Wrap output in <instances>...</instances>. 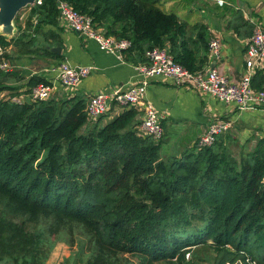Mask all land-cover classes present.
I'll use <instances>...</instances> for the list:
<instances>
[{"label":"trees","instance_id":"trees-1","mask_svg":"<svg viewBox=\"0 0 264 264\" xmlns=\"http://www.w3.org/2000/svg\"><path fill=\"white\" fill-rule=\"evenodd\" d=\"M57 1L32 6L27 28L32 16L34 30L56 25ZM63 1L106 35L130 39L124 52L144 55L167 41L175 62L190 71L200 67L179 39L184 31L176 13L160 9L157 0ZM227 28L249 37L254 25L234 10ZM11 40L0 35V46ZM5 75L0 71V93L14 89ZM40 83L48 82L34 76L28 86ZM137 114L125 107L100 125L101 118L89 123L80 96L0 100L1 259L43 264V248L64 232L72 241L74 233L82 238L79 262L72 264H130L124 254L150 264H264V137L238 156L217 138L163 160L160 139L137 134ZM196 248L211 249L212 256L200 259Z\"/></svg>","mask_w":264,"mask_h":264},{"label":"crops","instance_id":"crops-1","mask_svg":"<svg viewBox=\"0 0 264 264\" xmlns=\"http://www.w3.org/2000/svg\"><path fill=\"white\" fill-rule=\"evenodd\" d=\"M157 1L162 4L158 6L163 11H175L184 31L179 39L185 41L195 53V63L200 66L196 70L217 68L231 82L239 81L249 72L245 65V49L250 36L239 37L233 29L227 28V21L235 10L249 23L264 29V0H197L191 1L188 7L185 5L187 0ZM28 17L29 13L24 29L20 30V26L15 25L13 41L6 47L5 55L11 68L5 71L4 80L5 84L14 87L13 90L2 91L6 96L15 92L25 94L30 88L29 79L38 76L53 84L50 98L59 100L76 95L83 97L87 103L89 97L101 89L127 86L134 79V66L147 62H142L146 59L143 54L132 50L123 51L121 58H118L100 49L96 41L79 36L59 18L56 25H42L37 31L34 30L36 18L32 16L31 26L27 28ZM18 36V40L14 41ZM215 36L221 42V51L218 58H211L208 43ZM56 43L61 46L60 57L52 58L43 48L51 51ZM165 45L169 47L167 41ZM61 60L71 65L90 66L92 70L74 89H66L55 81L54 73L49 70ZM251 85L254 89H264V61L251 72ZM145 99L159 112L163 130L159 155L163 160L179 157L187 148L197 145L199 136L218 120L232 122L231 128L218 138H223L228 150L229 147L239 146L237 155L249 150L258 138L264 137V109L240 111L233 104L221 102L185 85H176L169 78L159 76L152 79ZM124 108L114 105L107 114L99 117L101 119L89 118V123L99 119V124L103 125ZM136 110L137 119L141 121L142 109Z\"/></svg>","mask_w":264,"mask_h":264},{"label":"built area","instance_id":"built-area-1","mask_svg":"<svg viewBox=\"0 0 264 264\" xmlns=\"http://www.w3.org/2000/svg\"><path fill=\"white\" fill-rule=\"evenodd\" d=\"M39 4H41V0H35L17 13L15 19H18L20 30L25 28L30 8ZM57 10L59 20L62 23L82 38L96 41L100 49L121 58L122 52L130 48V39L106 35L102 29L95 28L89 15L77 12L66 1L58 0ZM6 51V47L0 46V71L11 68V63L5 55ZM220 51V40L216 36L212 37L208 43L209 56L218 58ZM144 57L147 62L134 66V79L127 86L101 89L89 97L86 103L88 118H99L107 114L114 105L135 109L141 108L143 117L137 126V134L151 136L155 140L161 139L163 130L160 124L159 112L150 101L145 99L146 90L151 80L159 76L171 79L176 85H185L201 94H208L221 102L233 104L240 111L255 108L264 109V89L256 90L251 85V72L256 66H261L264 61V29L259 25L254 26L246 44L245 65L249 72L237 82L229 81L225 75L214 67L205 70H188L174 61L168 46L147 48L144 51ZM49 70L54 73L55 81L60 86L66 89H74L81 79L91 72L92 67L71 65L69 62L61 60L52 65ZM53 87L51 83H40L30 87L25 94L10 97L1 92L0 100L8 98L16 103L45 101L50 98ZM231 126L232 122L230 120H218L210 124L199 136L197 146L203 147L213 144L218 136L228 131ZM188 257L189 254L186 255V258ZM248 264L255 263L248 261Z\"/></svg>","mask_w":264,"mask_h":264},{"label":"rangeland","instance_id":"rangeland-1","mask_svg":"<svg viewBox=\"0 0 264 264\" xmlns=\"http://www.w3.org/2000/svg\"><path fill=\"white\" fill-rule=\"evenodd\" d=\"M191 1H197V0H187L186 7H188V4H190ZM162 5L160 1H157L155 3L156 6ZM159 7V6H158ZM200 10H198L199 12ZM175 12V11H172ZM18 24V19L14 20V25ZM5 94L4 92H2ZM1 93V94H2ZM239 146H233L229 147L231 153H234L236 156ZM78 234V236L74 237V240L72 241L71 235L64 233L61 237V240H58L57 242L54 243L53 246H51V249H49V245L45 246L43 248V251L47 255L45 260L43 258V264H72L73 261L79 262V257H78V250H79V242L82 240L81 236H79V233H74L73 235ZM196 250V251H195ZM198 251V252H197ZM194 252L197 254L196 256H199L200 259H209L212 256V250L206 248V250H201L200 248L194 249ZM43 255V254H42ZM87 256V249L84 250V252L81 255V258H84ZM124 257L130 262V264H150L145 261H143L142 257L138 254H124ZM189 260L192 259V255H189ZM197 262L199 260L196 259ZM0 264H20V262L15 261L14 258H0ZM151 264H177L175 261H170V260H159L155 261ZM208 264V263H207Z\"/></svg>","mask_w":264,"mask_h":264},{"label":"water","instance_id":"water-1","mask_svg":"<svg viewBox=\"0 0 264 264\" xmlns=\"http://www.w3.org/2000/svg\"><path fill=\"white\" fill-rule=\"evenodd\" d=\"M35 0H0V35L12 38L15 35L16 27L14 20L17 13L32 4ZM61 46L56 43L51 51L60 54ZM138 118V115H137Z\"/></svg>","mask_w":264,"mask_h":264}]
</instances>
